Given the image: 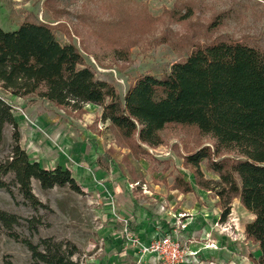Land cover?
Here are the masks:
<instances>
[{"label": "rangeland", "instance_id": "1", "mask_svg": "<svg viewBox=\"0 0 264 264\" xmlns=\"http://www.w3.org/2000/svg\"><path fill=\"white\" fill-rule=\"evenodd\" d=\"M188 6H192L188 17L169 20L167 11L181 17ZM219 16L221 22L210 28ZM32 17L51 25L61 44L73 43L84 64L97 78L111 83L121 99L137 76H164L194 47L226 41L264 49V0H0L3 30H14ZM149 17V30L137 33L150 24L143 25ZM110 34L118 37V42H112ZM0 96L11 106L19 144L30 160L50 165L63 158L62 165L70 167L81 188V192L68 185L42 189L32 179L31 192L40 203L36 208L11 184L13 195L0 188V208L20 217L12 229L19 240L1 229L0 264H31V254L20 239L38 243L42 238L74 244L78 252L73 258L80 256L91 264H165L152 254L140 253L127 236L135 234L141 243H148L159 234L173 235V231L187 255L181 264H253L250 256L259 255L257 245L244 232L253 216L233 199L222 220L218 198L198 188L184 167V155L203 145L213 147L212 140L195 128L169 126L162 131L163 144L154 148L144 145L146 153L135 157L116 146L115 130L97 115L102 111L98 105L72 110L36 95L22 98L0 89ZM12 132L10 125L4 126L0 162L9 155ZM67 143L68 152L63 150ZM69 151L79 156L76 162L81 166L76 172ZM99 156L104 157L100 168L95 162ZM221 158L238 157L232 153L215 157ZM201 170L204 177L218 179L205 162ZM177 175L194 184L195 192L183 194L174 189ZM11 177L7 175L6 181ZM118 193L129 199L139 214L145 210L144 218L154 232H144L149 236L143 237L131 227L133 221L119 220L113 227L119 231L113 254L105 249L103 218ZM29 220L36 223L35 230L30 229Z\"/></svg>", "mask_w": 264, "mask_h": 264}, {"label": "trees", "instance_id": "2", "mask_svg": "<svg viewBox=\"0 0 264 264\" xmlns=\"http://www.w3.org/2000/svg\"><path fill=\"white\" fill-rule=\"evenodd\" d=\"M192 6L181 17L167 11L169 20L188 17ZM150 23L137 33L149 30ZM221 22L212 20L210 28ZM107 33V32H105ZM111 33V32H110ZM117 36V35H116ZM110 40L116 42L110 34ZM118 42V41H117ZM0 89L17 97L39 98L72 110L90 103L101 107V119L115 130L114 142L138 156L143 146L163 144L162 131L169 126L193 127L208 137L213 147L203 145L183 156V165L195 185L218 198L223 220L233 199L253 216L244 226L246 238L256 244L259 255L250 256L253 264H264V49L241 42L218 41L194 47L187 57L174 62L167 74L156 77L141 74L128 87L123 99L115 87L95 76L84 64L73 43L61 44L51 25L37 18L25 19L10 31L0 28ZM5 125L13 128L7 158L0 162V188L16 187L24 200L36 208L40 203L31 192V180L42 189L68 185L81 192L71 171L62 166L43 168L31 161L20 146L18 126L11 106L0 96V142ZM232 153L230 160L215 157ZM97 157L103 167L104 157ZM205 162L218 179L206 178ZM11 175L10 182L5 177ZM173 188L183 194L193 191L188 180L177 175ZM17 214L0 208V232L19 240L12 229ZM31 230L36 223L29 220ZM31 254V264H91L80 256L74 244L42 238L38 243L20 239Z\"/></svg>", "mask_w": 264, "mask_h": 264}, {"label": "crops", "instance_id": "3", "mask_svg": "<svg viewBox=\"0 0 264 264\" xmlns=\"http://www.w3.org/2000/svg\"><path fill=\"white\" fill-rule=\"evenodd\" d=\"M94 106H96V105L88 103V104L84 105L83 108L85 110H89L87 108H89V107H91L92 109L96 108ZM98 108H101V107H98ZM100 114H101V110L99 111V113H97V115H100ZM88 115H89V113H88ZM72 147L75 150L76 145L74 144ZM63 150L68 152V143H67V146ZM69 152H71V151H69ZM74 152H76V151L71 152V157L74 159V161L72 162L73 163V170H74V172H76L75 170H77V167H80L81 165H77L76 161L78 160L79 156H78V154H75ZM86 157H88V154ZM62 159L63 158L60 159V163L59 162L58 163L53 162V164H50V165H47L46 163L42 162L40 159H35L33 161L38 162L43 168H47V169H52V168H55L56 166H62L64 168L70 169L69 166L62 165L63 163H65V161ZM95 162L99 168L102 167L97 163V160ZM98 167H95L93 169L96 171V170H98L97 169ZM191 185L193 187V191L190 193H193V192H195L196 189L194 187L195 186L194 184L191 183ZM123 188H125V187L123 186ZM117 189L118 188H115V190H117ZM114 196H116V201L112 202V208L110 210L106 211V214L104 215V218H103L104 224H105L103 227V234L105 236V239L107 240L106 241L107 247L105 246V249L109 252H112L113 254H115L117 252V248H116L117 244L116 243L118 241H116V239L118 240L117 234L119 233V231H115V229L113 227L115 224L118 223L119 220L128 219L131 222L133 221L134 223L130 224L131 227H134L135 231L139 232V234H141V236H143V237H144V235L149 236L148 234H145L148 231L154 232V227H151V226L149 227V225L147 224V221L144 218V216L146 214L145 210L140 211V214H139L138 211H135L133 209L132 205H130L131 201L129 199L125 198L124 195H121V193H118ZM235 201L238 202V199L235 198ZM110 212L112 213V215H110ZM116 220H117V222L115 223ZM157 228H159V227H157ZM151 236L152 235H150V237Z\"/></svg>", "mask_w": 264, "mask_h": 264}, {"label": "built area", "instance_id": "4", "mask_svg": "<svg viewBox=\"0 0 264 264\" xmlns=\"http://www.w3.org/2000/svg\"><path fill=\"white\" fill-rule=\"evenodd\" d=\"M130 245L139 248L142 254L148 253L157 259L164 261L165 264H181L186 260V253L181 249L177 238L174 235L159 234L148 243H141L135 234L127 236Z\"/></svg>", "mask_w": 264, "mask_h": 264}]
</instances>
